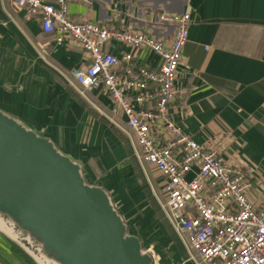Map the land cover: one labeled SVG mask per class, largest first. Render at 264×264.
Masks as SVG:
<instances>
[{"label":"crops","instance_id":"0c3cea01","mask_svg":"<svg viewBox=\"0 0 264 264\" xmlns=\"http://www.w3.org/2000/svg\"><path fill=\"white\" fill-rule=\"evenodd\" d=\"M68 11L74 19L87 16L157 38L174 31L158 24L157 14H190L177 77V121L198 142L215 138L227 163L250 168L248 198L263 207L264 0H72ZM53 38L36 18L0 0V109L79 162L86 181L107 190L127 223L143 215L162 226V247L171 245L167 256L158 253L162 264H195L169 222L166 226L159 205L163 179L138 159L124 116L100 88L75 81L73 71L87 64L84 52L57 46ZM107 48L117 57L128 50L115 40ZM137 62L158 68L161 60L145 48ZM17 248L0 231V264H35Z\"/></svg>","mask_w":264,"mask_h":264},{"label":"built area","instance_id":"2783aa9c","mask_svg":"<svg viewBox=\"0 0 264 264\" xmlns=\"http://www.w3.org/2000/svg\"><path fill=\"white\" fill-rule=\"evenodd\" d=\"M53 34L57 46L80 48L87 64L73 71L85 88H100L114 111L125 118L138 159L162 177L159 205L195 264H264V206L249 198L250 168L227 163L215 138L196 141L177 121V77L188 40L191 16L161 12L155 20L174 27L170 38L143 30L100 24L87 16L74 19L72 0H8ZM115 10V8H114ZM115 40L128 48L121 57L107 45ZM159 56L158 68L140 65L138 52ZM194 176L187 179L186 175ZM153 264H161L151 248Z\"/></svg>","mask_w":264,"mask_h":264},{"label":"water","instance_id":"95a60500","mask_svg":"<svg viewBox=\"0 0 264 264\" xmlns=\"http://www.w3.org/2000/svg\"><path fill=\"white\" fill-rule=\"evenodd\" d=\"M0 231L35 264H153L110 194L47 136L0 109Z\"/></svg>","mask_w":264,"mask_h":264},{"label":"rangeland","instance_id":"374dc122","mask_svg":"<svg viewBox=\"0 0 264 264\" xmlns=\"http://www.w3.org/2000/svg\"><path fill=\"white\" fill-rule=\"evenodd\" d=\"M194 176L193 172H189L186 175L187 179H191ZM140 212V211H139ZM143 212V211H142ZM133 222L132 223H127V227H128V232L131 234H135L137 236H139V238L141 239L142 243L144 242L145 238H149L151 240L150 243H152L153 245H157L158 248L154 249L153 246L148 245L147 241L144 242L143 244V249H147V248H151L152 252L154 253V255L158 258L159 262V252H162L165 254V256H167V254L169 253V248H171V245H166L163 246V241L166 240V238L164 237V234H166L165 229L162 228V226L160 225H155L154 222H152V219H149L148 217L146 218V216L141 215V217H133ZM162 220H164L162 218ZM169 223L167 221V225L168 226ZM171 225H169L170 227ZM140 229L141 232H139L138 230ZM173 229V228H172ZM174 231V230H173ZM168 234H171V232H168ZM161 241L163 243H161ZM162 264V262H160Z\"/></svg>","mask_w":264,"mask_h":264},{"label":"trees","instance_id":"16d2710c","mask_svg":"<svg viewBox=\"0 0 264 264\" xmlns=\"http://www.w3.org/2000/svg\"><path fill=\"white\" fill-rule=\"evenodd\" d=\"M19 251H20V249L19 248H17ZM23 253V252H22Z\"/></svg>","mask_w":264,"mask_h":264}]
</instances>
